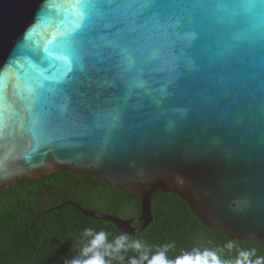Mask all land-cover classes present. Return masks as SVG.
<instances>
[{"label":"water","instance_id":"1","mask_svg":"<svg viewBox=\"0 0 264 264\" xmlns=\"http://www.w3.org/2000/svg\"><path fill=\"white\" fill-rule=\"evenodd\" d=\"M63 169L264 246V0H0V189Z\"/></svg>","mask_w":264,"mask_h":264},{"label":"trees","instance_id":"2","mask_svg":"<svg viewBox=\"0 0 264 264\" xmlns=\"http://www.w3.org/2000/svg\"><path fill=\"white\" fill-rule=\"evenodd\" d=\"M77 205L123 218L141 211L140 197L110 186L90 171L77 176L63 169L38 179L18 178L0 189V264H64L65 258L75 255L74 248L87 243L85 228L105 230L109 239L122 233L111 221L86 216ZM151 206L152 222L131 236L144 241L152 254L170 245L167 257L175 259L195 248L216 249L232 240L236 249L256 247L257 254L264 255V246L205 225L174 192H154ZM236 255L235 249L232 253L225 249L226 258Z\"/></svg>","mask_w":264,"mask_h":264},{"label":"clouds","instance_id":"3","mask_svg":"<svg viewBox=\"0 0 264 264\" xmlns=\"http://www.w3.org/2000/svg\"><path fill=\"white\" fill-rule=\"evenodd\" d=\"M82 235L88 238L87 243L78 250L74 248L75 255L65 258L64 264H264V255H258L256 247L236 249V243L232 240L223 247L195 248L175 259H169L167 251L170 245L152 254L144 241L126 233H119L109 239V232L89 227L84 229ZM225 249L228 253L235 249V258H226Z\"/></svg>","mask_w":264,"mask_h":264}]
</instances>
